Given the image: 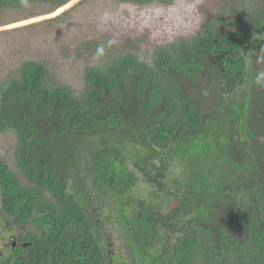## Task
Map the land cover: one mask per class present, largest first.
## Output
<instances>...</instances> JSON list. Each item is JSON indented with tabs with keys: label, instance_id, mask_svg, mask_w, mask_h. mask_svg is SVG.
<instances>
[{
	"label": "trees",
	"instance_id": "16d2710c",
	"mask_svg": "<svg viewBox=\"0 0 264 264\" xmlns=\"http://www.w3.org/2000/svg\"><path fill=\"white\" fill-rule=\"evenodd\" d=\"M238 1L147 60L107 49L78 91L38 61L0 80V133L17 138L14 167L0 155V210L32 245L0 264H108L112 204L139 264H264V0Z\"/></svg>",
	"mask_w": 264,
	"mask_h": 264
},
{
	"label": "rangeland",
	"instance_id": "374dc122",
	"mask_svg": "<svg viewBox=\"0 0 264 264\" xmlns=\"http://www.w3.org/2000/svg\"><path fill=\"white\" fill-rule=\"evenodd\" d=\"M226 1L235 0H201L203 22L208 15L220 12L219 8ZM117 2L118 0H72L68 2L69 5L66 3L51 13L46 12L47 6L34 3H29L28 8L4 9L0 13V80L19 76L24 62L38 61L47 66L50 79L78 91L84 82L85 68L106 62L105 58L97 59L91 48L96 51L108 39H116L118 43L108 49L112 55L135 48L147 60L155 45L169 42L155 39L149 30L140 31L138 26L127 22L103 23L100 20L101 10ZM219 15H226V12ZM202 29L203 23L195 32L184 37L195 35ZM16 147L15 133H0V155L13 167ZM166 205L163 206V211L169 208ZM106 208L112 209L109 205ZM112 215L113 211H109L108 217L114 225L107 218L104 219L107 222L105 224L119 242L116 246L122 248V254H128L129 246L126 247L123 242V230L112 219ZM18 233H23V226L19 231H10L8 234L3 227L0 228V238L8 243Z\"/></svg>",
	"mask_w": 264,
	"mask_h": 264
},
{
	"label": "clouds",
	"instance_id": "9594fccd",
	"mask_svg": "<svg viewBox=\"0 0 264 264\" xmlns=\"http://www.w3.org/2000/svg\"><path fill=\"white\" fill-rule=\"evenodd\" d=\"M20 3L25 8L30 6L29 0H20ZM200 5L201 0H149L144 5H137L132 0H118L116 4L101 10L100 20L103 23L127 22L129 25L138 26L140 31L149 30L155 39L174 41L177 37L195 32L201 26L203 16L200 12ZM117 43L116 39H108L106 44L99 45L96 49V58H101L107 49ZM261 52H264V49ZM258 63H264V56H258ZM254 83L264 88V68L257 70ZM1 202L0 197V204ZM21 226H23V233L15 235L11 243L0 238V256L3 257L10 249L14 252L17 247L21 246L26 248L29 254L28 247L32 246L26 238L28 230L26 225L19 224L14 214L0 210V228L3 227L7 234L10 231H19Z\"/></svg>",
	"mask_w": 264,
	"mask_h": 264
},
{
	"label": "flooded vegetation",
	"instance_id": "af4514ba",
	"mask_svg": "<svg viewBox=\"0 0 264 264\" xmlns=\"http://www.w3.org/2000/svg\"><path fill=\"white\" fill-rule=\"evenodd\" d=\"M141 182H143V181H140V184H141ZM151 197L152 196L148 195V199H151ZM111 207L114 208L115 204H112ZM100 209L101 208H99V213H100ZM109 211H114V209H107V211L103 215L108 217ZM97 221L99 222V219H97ZM99 227H101L102 231H101V233L98 234V236L102 239L101 241H103L106 244V252L108 255V264L109 263L110 264H139L138 258H137L138 255H136L138 249L135 246V244L129 240V238L127 236L124 235L123 242L125 243L126 247L129 246L127 248L128 254H122L123 250L121 247L118 248L116 246L119 242H117V240L114 238L111 230L109 228H107V226H105V225L104 226L99 225Z\"/></svg>",
	"mask_w": 264,
	"mask_h": 264
},
{
	"label": "bare ground",
	"instance_id": "6f19581e",
	"mask_svg": "<svg viewBox=\"0 0 264 264\" xmlns=\"http://www.w3.org/2000/svg\"><path fill=\"white\" fill-rule=\"evenodd\" d=\"M68 5L70 4V3H67Z\"/></svg>",
	"mask_w": 264,
	"mask_h": 264
}]
</instances>
